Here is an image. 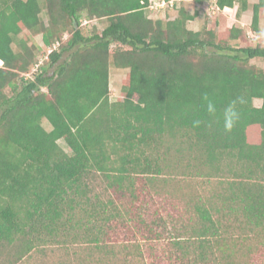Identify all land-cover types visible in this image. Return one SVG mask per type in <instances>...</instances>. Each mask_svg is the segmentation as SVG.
Instances as JSON below:
<instances>
[{
  "label": "trees",
  "instance_id": "16d2710c",
  "mask_svg": "<svg viewBox=\"0 0 264 264\" xmlns=\"http://www.w3.org/2000/svg\"><path fill=\"white\" fill-rule=\"evenodd\" d=\"M175 1L176 16L163 19L149 16L150 0H0V243L26 236L30 249L40 234L72 236L127 264L139 242L111 235L122 224L146 240L163 220L134 209L178 174L232 178L217 202L186 204L182 228L192 236L173 240L175 264H218L211 237L233 229L221 225L223 209L263 235L264 63L250 60L264 59V43H249L237 24L186 26L198 13L187 1L220 10L238 2L239 16L246 0ZM262 13L257 0L255 35ZM111 66L126 70L113 101ZM93 175L107 200L86 193Z\"/></svg>",
  "mask_w": 264,
  "mask_h": 264
},
{
  "label": "rangeland",
  "instance_id": "374dc122",
  "mask_svg": "<svg viewBox=\"0 0 264 264\" xmlns=\"http://www.w3.org/2000/svg\"><path fill=\"white\" fill-rule=\"evenodd\" d=\"M152 3H157L158 0H150ZM257 1V0H255ZM43 2V0H41ZM173 2V1H172ZM151 3V4H152ZM177 6L180 2L175 1ZM155 5V4H154ZM185 5L188 11L192 13L197 11V16L193 20H189L186 26L189 29L198 30L203 26L206 28L223 29L229 27L230 23L226 17H230L232 12H222L213 10V5L210 2H204L202 5L195 1H187ZM156 6V5H155ZM177 6L162 7L156 6L152 8L148 6L147 11L149 16L154 18H173L177 13ZM150 9V10H149ZM147 12V13H148ZM226 16L224 23H216L219 16ZM218 19V20H217ZM242 20L246 23L244 29L247 31L248 41L251 44L264 43V29L254 36L250 29V22ZM99 29L101 24L97 20H92ZM241 22H239L241 24ZM217 25V27H216ZM40 40V36L37 37ZM251 63L257 67H263L264 59L255 58L250 60ZM126 70L118 69L113 66L109 69V91L110 99L116 100L120 95V88L122 79L124 78ZM254 105L260 106L261 99L255 98ZM46 130L50 129V124L47 120L42 122ZM59 145L66 151H69L66 143L61 139L58 141ZM165 176V175H164ZM232 175H223L217 177L198 176V175H174L166 176L162 185L156 188H151L149 192H144L142 197L145 199L143 208L136 207L134 212H141L142 216L151 221L152 219L161 218L163 223L157 221V224H152V232L147 234V239L141 238V234L133 229V232H128L127 227L118 224L115 233L111 235V239L118 242L137 240L141 247L139 256L126 259L127 264H175L178 260L177 249L174 248L172 242L174 239L180 241H188L186 237H191L190 230L182 228L186 222L188 212H185L186 204L195 201L207 202L208 200H216L217 194H227L225 189L226 181L231 179ZM86 193L90 198H100L107 200L110 197L109 193L104 187L102 178L99 175L90 176L87 181ZM217 202V201H215ZM223 209L225 212L221 218V225L232 224L233 229L223 231L226 237L218 236L211 237V246L214 250L213 259L211 262L217 261L221 263V259L225 260L227 264H264V231L260 234V228L250 229L243 224L242 217L238 214H231ZM193 213V220L195 212ZM133 216V214H132ZM217 218V216H214ZM126 225H132V221L125 220ZM195 221V220H194ZM133 226V225H132ZM74 231L76 229H73ZM157 231L158 235L153 234ZM194 235V234H193ZM33 245L30 249L27 248L28 239L25 236L19 241L12 244L0 243V264H122L124 256L120 255V259H110L105 257L103 253L94 251L93 245L84 243L82 240H73L72 236L61 237L57 236H43L40 234V239L33 238ZM191 241V240H190ZM194 241V240H193ZM223 251V252H222ZM197 256V251H192V257ZM224 256V257H223ZM119 259V260H117Z\"/></svg>",
  "mask_w": 264,
  "mask_h": 264
},
{
  "label": "crops",
  "instance_id": "0c3cea01",
  "mask_svg": "<svg viewBox=\"0 0 264 264\" xmlns=\"http://www.w3.org/2000/svg\"><path fill=\"white\" fill-rule=\"evenodd\" d=\"M247 1V5H248V8L247 10L243 11L239 16L236 15V11H237V8H238V2L235 3V5L231 8L229 7H224L223 9L219 10V13L221 11L222 12H232L230 17H226L225 15L222 16L220 15L219 16V20L217 22L219 23H224L225 22V19L227 18L228 19V22L230 23L229 26L233 25V24H237L241 27L244 28V26L246 25V23H242L241 21L242 20H247V18H249L248 20L250 21L251 20V7L252 5L257 2L255 0H246ZM197 4H203L204 2H196ZM190 13H192L191 11H189ZM226 17V18H225ZM241 22V24L239 23ZM248 24V23H247ZM264 29V13L261 14V17H260V20H259V31H262ZM194 30V29H193ZM254 36H257L254 34Z\"/></svg>",
  "mask_w": 264,
  "mask_h": 264
},
{
  "label": "built area",
  "instance_id": "2783aa9c",
  "mask_svg": "<svg viewBox=\"0 0 264 264\" xmlns=\"http://www.w3.org/2000/svg\"><path fill=\"white\" fill-rule=\"evenodd\" d=\"M173 1V2H172ZM174 3V0H169V1H165V0H158L157 1V3H152V4H150V6L152 7V8H157L156 6H160V8H162V7H167V6H172V4ZM156 6H155V5ZM213 7V10H217V11H219L220 9L219 8H217V7H215V6H212ZM1 63V62H0Z\"/></svg>",
  "mask_w": 264,
  "mask_h": 264
},
{
  "label": "clouds",
  "instance_id": "9594fccd",
  "mask_svg": "<svg viewBox=\"0 0 264 264\" xmlns=\"http://www.w3.org/2000/svg\"><path fill=\"white\" fill-rule=\"evenodd\" d=\"M211 107V106H210Z\"/></svg>",
  "mask_w": 264,
  "mask_h": 264
}]
</instances>
